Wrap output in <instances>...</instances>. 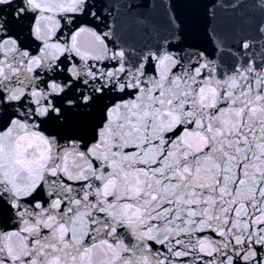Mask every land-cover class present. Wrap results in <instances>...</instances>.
<instances>
[{
	"label": "snow or ice",
	"instance_id": "obj_1",
	"mask_svg": "<svg viewBox=\"0 0 264 264\" xmlns=\"http://www.w3.org/2000/svg\"><path fill=\"white\" fill-rule=\"evenodd\" d=\"M0 264H264V0H0Z\"/></svg>",
	"mask_w": 264,
	"mask_h": 264
}]
</instances>
